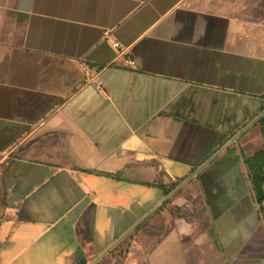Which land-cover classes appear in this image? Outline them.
Listing matches in <instances>:
<instances>
[{"label": "crops", "instance_id": "obj_1", "mask_svg": "<svg viewBox=\"0 0 264 264\" xmlns=\"http://www.w3.org/2000/svg\"><path fill=\"white\" fill-rule=\"evenodd\" d=\"M263 110L264 0H0V264H264Z\"/></svg>", "mask_w": 264, "mask_h": 264}, {"label": "rangeland", "instance_id": "obj_2", "mask_svg": "<svg viewBox=\"0 0 264 264\" xmlns=\"http://www.w3.org/2000/svg\"><path fill=\"white\" fill-rule=\"evenodd\" d=\"M238 136H239V134H236V137H234V138H237ZM134 188L135 187H128L129 196H128V202L126 204V208L124 209V207H118V209L116 210L117 214H115V216L112 217V219H111V225L114 224V226L117 227L118 229H121L123 227H128V229H129L132 226H134L142 218V217L141 218H139V217L143 214V212H145V210H148L149 207H151V205L155 201H157V199H159V197H161V196H156L157 191L149 190V191H147L148 196H145L146 193H145L144 189H143V191H141L142 189L135 188V190L133 191ZM132 195H134V196H132ZM226 201H228V203H230L232 200L226 199ZM120 204H123V203H120ZM248 218H246V220H244V223L246 225L248 224L247 223V221L249 220ZM262 219H264V217ZM104 222L107 223L108 221L104 220ZM114 226H110V227L106 226L104 228L108 231V230H110V228H113ZM212 233H213V231L211 229L207 235L210 236ZM207 235H205V236H207ZM129 245H130V242L128 241V246ZM113 253L115 254V252H112V254ZM111 262L112 261L110 259H108L105 262H102V264H111ZM114 264H119V263L117 262Z\"/></svg>", "mask_w": 264, "mask_h": 264}, {"label": "trees", "instance_id": "obj_3", "mask_svg": "<svg viewBox=\"0 0 264 264\" xmlns=\"http://www.w3.org/2000/svg\"><path fill=\"white\" fill-rule=\"evenodd\" d=\"M260 125L262 134L264 136V115L256 122ZM245 162L249 167L253 190L261 207H264V148L259 150L251 158H245ZM168 201L164 203L167 204ZM140 224L134 229L138 230ZM118 249L112 250L116 252Z\"/></svg>", "mask_w": 264, "mask_h": 264}, {"label": "water", "instance_id": "obj_4", "mask_svg": "<svg viewBox=\"0 0 264 264\" xmlns=\"http://www.w3.org/2000/svg\"><path fill=\"white\" fill-rule=\"evenodd\" d=\"M264 114V110L261 112V114L255 119V120H257V119H259L262 115ZM185 182H187V181H184L177 189H179ZM172 195V193L171 194H169L161 203H160V205L161 204H163L170 196ZM154 211V210H153ZM152 211V212H153ZM152 212H150V214L152 213ZM145 217H147V216H145ZM144 219V218H143ZM143 219H141L139 222H137L129 231H128V233H130L131 231H133L140 223H141V221H143ZM117 243V242H116ZM115 243V244H116ZM114 244V245H115ZM111 249V248H110ZM109 251V250H108ZM107 251V252H108Z\"/></svg>", "mask_w": 264, "mask_h": 264}, {"label": "built area", "instance_id": "obj_5", "mask_svg": "<svg viewBox=\"0 0 264 264\" xmlns=\"http://www.w3.org/2000/svg\"><path fill=\"white\" fill-rule=\"evenodd\" d=\"M116 46H119V42H116L114 43ZM129 63L131 64H134V60H132L131 58H128L127 60ZM90 74V73H88ZM99 91H102L103 90V83L102 81H99L98 84H97V87H96Z\"/></svg>", "mask_w": 264, "mask_h": 264}]
</instances>
